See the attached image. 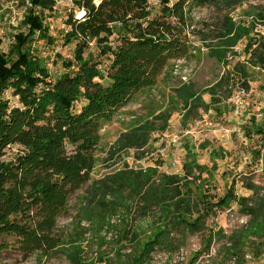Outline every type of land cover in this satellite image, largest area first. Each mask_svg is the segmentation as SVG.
Segmentation results:
<instances>
[{
  "label": "trees",
  "instance_id": "obj_1",
  "mask_svg": "<svg viewBox=\"0 0 264 264\" xmlns=\"http://www.w3.org/2000/svg\"><path fill=\"white\" fill-rule=\"evenodd\" d=\"M21 1L30 7L7 51L0 38V253L12 249L27 258L57 252L70 264H154L161 254L162 264H177L189 238L232 206L246 225L228 234L209 231L188 264L217 243L209 263L220 254L229 262L249 237L264 236V201L249 205L236 195L234 181L224 195L213 192L214 161L209 168L190 157L179 173L160 172V163L126 165L93 178L114 156H142L152 136L165 131L156 114L164 89L180 84L177 73L185 65L209 66L208 80L195 94L204 112L221 119L234 110L231 99L250 91L264 65V0H66L62 47L72 46V60L55 55L64 70L56 78L35 43L53 44L44 20L61 0ZM7 90L17 106L1 97ZM130 106L138 109L121 113ZM118 116L124 118L122 133L101 146V131ZM194 120V109L181 113V126ZM250 121L255 129L247 136H258L264 148V125ZM13 146L18 152L7 159ZM222 156L210 152L211 160ZM72 195L80 200V222L97 229L121 214L107 251L101 244L87 258L80 224L72 237L57 233Z\"/></svg>",
  "mask_w": 264,
  "mask_h": 264
},
{
  "label": "rangeland",
  "instance_id": "obj_2",
  "mask_svg": "<svg viewBox=\"0 0 264 264\" xmlns=\"http://www.w3.org/2000/svg\"><path fill=\"white\" fill-rule=\"evenodd\" d=\"M25 13V2L21 0H13L12 4L3 3L0 5V38L3 51H7L11 46L12 38L17 33ZM68 14V2L66 0L59 1L55 5L54 11L47 14L44 20L49 35L53 39V44L48 45L45 41L35 43L37 54L45 59L53 78L64 72L61 63L59 61L54 62L56 61L55 55H60L65 60H72V46L62 47V37L67 30L65 21ZM93 47L91 46V51L94 52ZM239 59L242 61L243 57ZM208 69V65L200 68L194 65H185L179 69L177 75H179L180 84L175 81L164 89L165 99L161 102L160 111L156 114L160 120H165V131L152 136L145 148L146 152L142 156L133 151L114 156L99 166V170L95 171L93 178L108 174L126 165L137 169L158 163L161 165L160 172L179 173L185 159L194 157L200 165H206L209 168L212 162H215L216 169L212 173L214 177L212 185L215 189L213 192L219 196L224 195L227 187L234 181L235 192L238 197L246 198L249 205L261 202L258 191L261 188L259 184L264 181V148L260 147L258 136H251L250 134L251 137H249L247 132L255 129L250 121L251 117L256 119V124L264 125V89L261 86V82L264 81V65L259 68L261 71L260 78L257 77L259 80L251 83V89L247 94L235 93L231 99L234 110L221 119L215 117L211 112L212 110L207 113L204 112L196 102L195 94L208 80ZM1 97L7 100L11 107L17 106V100L11 96L10 91H5ZM202 100L206 104L209 103V96L202 95ZM189 108L194 109L196 120L183 127L180 123L181 113ZM137 109V106H130L121 113ZM123 120V116L113 118L112 123L101 131V146H111L117 140L123 131ZM18 149L17 146L8 149L6 158L11 159L18 152ZM211 150L222 152V158L211 160ZM256 153L260 154L258 161L256 160ZM136 155L140 159H137ZM260 165H262L261 174L259 173ZM80 208L78 196L72 195L68 214L59 220L57 233L64 237H72L76 226L80 224V244L84 251L83 254L87 258H91L97 249L101 248V244H104L102 250L107 251L111 247L117 234L118 226L115 225H118L121 214L112 216L108 220V226L101 230L86 220L80 222L82 218ZM235 209L236 207L232 206L230 214H226V212L218 214L214 220L209 221L204 233L192 235L186 245L187 247L182 250L183 255H176L173 263L188 264L193 250L205 245V238L209 231L226 229L229 233L240 227L238 221L241 216L235 213ZM251 238L247 239L245 246L241 249L236 264H264V236L257 238L256 241H252ZM6 240L11 241V239ZM218 247L217 243L214 249L217 250ZM246 255H250L251 260H245ZM164 261V255H154V264H162ZM0 264L70 263L57 252L46 257H40V254L35 253L23 258L19 252L11 249L0 253ZM210 264H229V262L223 260L220 254L211 259Z\"/></svg>",
  "mask_w": 264,
  "mask_h": 264
},
{
  "label": "built area",
  "instance_id": "obj_3",
  "mask_svg": "<svg viewBox=\"0 0 264 264\" xmlns=\"http://www.w3.org/2000/svg\"><path fill=\"white\" fill-rule=\"evenodd\" d=\"M12 1L13 0H0V5H2L3 3H7V4H12ZM30 7V5L28 4V2H25V8H28ZM259 173L261 174L262 173V165L259 166ZM259 186L261 187L258 191V197L260 198L261 201H264V181L262 183L259 184ZM226 214H230L231 213V210H226L225 211ZM238 220V219H237ZM238 223L241 225V226H245L246 223H247V218H244V217H241L238 221ZM225 233L228 234V231L226 229H224ZM252 241H256L257 238H254L252 237L251 238ZM197 250V249H195ZM194 251V250H193ZM183 251H181V255H183ZM214 249L212 248L211 251H210V254L209 255H203L201 257L198 258V260L194 263V264H210L209 263V259L211 256L214 255ZM245 260H251V257L250 255H246L244 257ZM237 258H233L232 260L229 261V264H236L237 262Z\"/></svg>",
  "mask_w": 264,
  "mask_h": 264
},
{
  "label": "clouds",
  "instance_id": "obj_4",
  "mask_svg": "<svg viewBox=\"0 0 264 264\" xmlns=\"http://www.w3.org/2000/svg\"><path fill=\"white\" fill-rule=\"evenodd\" d=\"M94 2L98 5L100 0H94ZM84 13L82 12L81 15H83Z\"/></svg>",
  "mask_w": 264,
  "mask_h": 264
},
{
  "label": "bare ground",
  "instance_id": "obj_5",
  "mask_svg": "<svg viewBox=\"0 0 264 264\" xmlns=\"http://www.w3.org/2000/svg\"><path fill=\"white\" fill-rule=\"evenodd\" d=\"M79 16H81V15H79Z\"/></svg>",
  "mask_w": 264,
  "mask_h": 264
}]
</instances>
